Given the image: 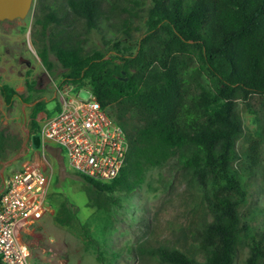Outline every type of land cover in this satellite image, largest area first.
I'll list each match as a JSON object with an SVG mask.
<instances>
[{"label":"trees","instance_id":"1","mask_svg":"<svg viewBox=\"0 0 264 264\" xmlns=\"http://www.w3.org/2000/svg\"><path fill=\"white\" fill-rule=\"evenodd\" d=\"M132 3L146 13L144 33L134 46L116 42L104 51L87 49L85 43L89 33L101 28L105 5L119 10L114 0L38 2L34 37L43 65L52 70L55 57L64 70L61 84L89 87L128 142L117 177L98 181L80 175L90 186L89 200L108 209L120 192L128 195L141 187L149 171L182 169L211 216L195 232L200 258L168 245L150 254L162 264H236L246 247V264H264L262 211L243 210L259 162L252 146L241 152L236 147L244 135L239 102L264 99V0ZM125 8L130 15L120 30L132 40L130 19L138 12ZM0 93L8 106L16 97L24 102L33 97L2 82ZM43 110L46 101H34L30 131L37 136V116ZM11 138L0 131V160L14 149ZM54 220L73 227L78 223L76 206L60 201Z\"/></svg>","mask_w":264,"mask_h":264},{"label":"rangeland","instance_id":"2","mask_svg":"<svg viewBox=\"0 0 264 264\" xmlns=\"http://www.w3.org/2000/svg\"><path fill=\"white\" fill-rule=\"evenodd\" d=\"M62 1L56 0L58 5ZM114 1L119 10L112 12L104 6L101 28L88 34L85 48L105 51L116 42L134 46V40L144 33L146 13L135 7L132 0ZM38 2L33 0L25 18L0 22V82L11 85L24 97L33 96L30 102L16 97L8 106L0 93V131L11 135L14 148L0 160V191L5 180L27 162L41 164L49 174L52 171L47 196L50 211L26 235L31 264H162L150 254L159 245L186 249L200 258L195 232L203 222H210L211 216L200 191L182 169H153L141 187L128 195L120 192L108 209H98L88 198L89 184L70 168L64 152L51 142L44 144V149L41 143L38 148L34 146V132L30 131L34 101L45 100L50 110L57 107L66 93L81 98L89 95L87 86L61 84L64 70L55 57L52 70L39 58L34 37L35 19L41 13ZM125 7L138 12L130 19L132 40L120 30L123 20L130 15ZM239 112L244 135L236 147L241 152L252 146L253 157L259 162L252 172L249 202L243 210H261L259 223L264 224V99L256 96L250 105L239 102ZM64 199L76 206L78 223L73 227L54 220L58 203ZM113 252L118 255L112 257ZM248 254L246 247L241 248L236 264H246Z\"/></svg>","mask_w":264,"mask_h":264},{"label":"built area","instance_id":"3","mask_svg":"<svg viewBox=\"0 0 264 264\" xmlns=\"http://www.w3.org/2000/svg\"><path fill=\"white\" fill-rule=\"evenodd\" d=\"M88 92L87 98L66 93L58 109L41 111L38 136L43 149L51 142L64 152L74 171L110 181L125 163L128 142L122 127ZM50 175L41 164L27 162L5 180L0 191V264H31L26 235L50 211Z\"/></svg>","mask_w":264,"mask_h":264},{"label":"water","instance_id":"4","mask_svg":"<svg viewBox=\"0 0 264 264\" xmlns=\"http://www.w3.org/2000/svg\"><path fill=\"white\" fill-rule=\"evenodd\" d=\"M33 0H0V22L25 18L29 13ZM34 146L40 147V137L33 136Z\"/></svg>","mask_w":264,"mask_h":264},{"label":"crops","instance_id":"5","mask_svg":"<svg viewBox=\"0 0 264 264\" xmlns=\"http://www.w3.org/2000/svg\"><path fill=\"white\" fill-rule=\"evenodd\" d=\"M54 147H56L60 152H62L57 146L54 145Z\"/></svg>","mask_w":264,"mask_h":264}]
</instances>
